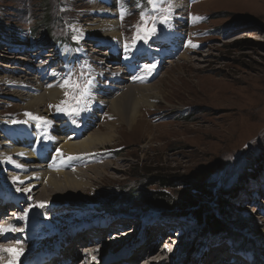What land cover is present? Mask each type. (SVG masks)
<instances>
[{"label": "rangeland", "instance_id": "rangeland-1", "mask_svg": "<svg viewBox=\"0 0 264 264\" xmlns=\"http://www.w3.org/2000/svg\"><path fill=\"white\" fill-rule=\"evenodd\" d=\"M50 1V10L60 15L51 25L52 32L55 36L68 33L64 36L66 43H54L58 45L56 50L50 48L52 43L41 42L45 38L44 30L36 26L46 11L40 5L42 0H0V78L7 81L12 78V84L0 81V136L10 140L11 131L37 129L34 148L41 153V163L46 167L40 164L41 168L56 171L55 166L61 161L59 170L80 169L78 179L85 185L58 192L47 185L44 195L37 191L44 182L38 184L32 194L23 189V180L22 184L7 174L11 167L19 172L15 165L12 166L7 158L0 159V177L6 176L9 182L4 185L0 181V196L8 198L6 200L21 198L24 203V210L14 222L30 233L22 235L20 241L42 248L52 245L50 242L63 229H81L94 222L102 213L95 210L100 204L111 211L100 217L103 223L118 221L101 233L90 234L107 238L115 231L127 228L133 219L123 222L121 216L126 213L118 211L128 210L135 219L138 218L137 222L133 221L131 230L134 231L135 225L138 230L143 224L151 226L146 230L147 233L150 231L151 237L157 230L169 234L170 237L165 239L171 238V244L165 239L162 242V236H156L157 244L147 253H163L158 244L163 243L161 247L167 242L168 250L175 252L168 258L164 254L163 264L210 261L214 264L222 257V262L237 257L245 264H256L252 258L257 252V264H264V0H158L156 7L148 5L147 0H114V4L113 0ZM169 4L172 5L170 11ZM121 8L126 10L123 18ZM141 11L149 21L148 27H153L151 20L156 19L155 33H144ZM165 16L169 17L167 22L161 23ZM112 20L119 38L105 39L104 28L88 29L94 26L92 24L111 27ZM138 25L141 26L139 29ZM30 27L35 28L34 35L29 34ZM118 42L121 53L117 59H110L116 49L113 43ZM172 45L178 49H172ZM40 50H47V55L31 57ZM170 58H173L172 64L167 62ZM103 59L110 68L102 64ZM39 64L46 69L30 72L27 68L28 65L38 70ZM99 65L107 70L103 75ZM118 65L121 74L116 80L110 76L115 74L117 70L113 68ZM146 65L155 67L149 71ZM63 71L66 78L71 72L72 79L81 85L89 79L95 80L97 92L91 88V95L84 98L81 105L84 111L78 116L57 111L55 106L65 100L64 89L56 101L46 95L39 110L24 108L23 99L27 96L35 99L36 94L57 86L51 82L61 84ZM86 71H90L92 77ZM41 75L44 82L39 79ZM20 76L29 84L17 81ZM50 77L54 79L49 80ZM144 82L152 84L151 89L157 94L150 96L152 104H140L136 116L138 122L132 130L108 102H101V107L92 103L95 92L105 93L102 89L112 99L125 90L126 84L131 87ZM34 85L41 86L42 90L34 89ZM92 105L97 109H92ZM92 112L96 113L93 117L90 116ZM28 113L49 123L84 126V136L97 129L116 136L96 151L68 153L55 148L48 153L49 128L43 121L30 119ZM87 123H91L90 126ZM60 130H63L61 135H69L66 124L61 125ZM3 138L0 141L4 142ZM0 150H4L1 145ZM14 157L16 155L10 158ZM254 165V169H259L257 172L251 169ZM247 171L255 175L250 180ZM33 172L25 170L26 174ZM160 177L179 182L166 188L170 195L191 196L200 204L204 218L211 215L222 220L223 228L212 229L203 225V221L198 224L189 220L190 217L180 218L158 207L149 198L120 204L124 192L132 187L157 192ZM10 183L32 198L12 189ZM231 191L234 192L226 202L219 201V193ZM40 204L44 206L40 207ZM85 205L88 208H84ZM132 213L126 214L125 219ZM177 233H180L178 239ZM232 235L243 239V243L230 244ZM132 236L125 241H132L130 249L143 242L139 232ZM7 243L4 242L2 247H7ZM85 244L89 243H82ZM235 244L240 248L235 249ZM78 247L76 245L75 249ZM115 247L107 244L97 249L95 255L100 254L94 264L100 263L103 256L117 252ZM149 248L147 245L140 253ZM25 251L24 258H29L40 249L30 250L25 244ZM7 253H1L0 257L10 256ZM142 260L143 257H139L131 264Z\"/></svg>", "mask_w": 264, "mask_h": 264}, {"label": "bare ground", "instance_id": "bare-ground-1", "mask_svg": "<svg viewBox=\"0 0 264 264\" xmlns=\"http://www.w3.org/2000/svg\"><path fill=\"white\" fill-rule=\"evenodd\" d=\"M112 4H114V0H113ZM112 4H111V8L113 7ZM175 7H177V6H175ZM107 14H109V13L107 12ZM110 14H112L111 11H110ZM92 25H94V26H91L88 29L96 31L97 29L104 28L103 32L106 33L105 39H109L110 37H114V36L116 38H119V35L116 32V29H114L115 28V21H113V20L111 22V27H108L107 25L105 26L102 24H99V25L92 24ZM106 27H108V28H106ZM172 35L175 36V32ZM176 36H178V34ZM115 42H116V40H115ZM113 44H115L116 49L113 48L115 53L113 56H110V59H114V58L117 59L121 53V45L119 42L113 43ZM42 47H44V46H42ZM52 48H53V50H56L58 47L55 45H52L51 49ZM171 48L172 49H178L175 47V45H172ZM93 51L96 53V49ZM8 53H9V51H8ZM40 54L41 55H44V54L47 55V50L37 51L36 54L34 56H31V57L34 58L37 55L40 56ZM101 54L104 55V52H102ZM99 60H101V59H99ZM165 60H167V59H165ZM107 62H108V59H107ZM167 62H171V64H172V62H174L173 58H170ZM105 63H106L105 59H103L102 64L107 66V64H105ZM93 64H95V63H93ZM99 67L101 68L100 73L103 75L104 71H107V70H105L102 65H99ZM107 67H109V66H107ZM13 68H15V67H13ZM27 68L30 72L31 71L40 72L41 70L46 69V67L44 65H41V64H39L38 70H33L32 66H28V65H27ZM102 68L104 69L103 71H102ZM10 69H12V68H10ZM113 69H116V70L119 69L120 70V66L118 65V66L114 67ZM119 70L114 71L115 74H113V71L109 70L108 72L113 74L110 77H112L113 79H116L117 77H119L121 74V73H119ZM86 73H88L92 77V73L90 71H86ZM88 74H87V78H88ZM21 78L22 77L20 76V79L19 80L16 79V80L20 81L21 83L29 84L25 79L22 78L23 79L22 80ZM65 78H66V72L63 71L62 77L60 79H62V81H63ZM7 79H9V78H7ZM13 79H15V77ZM39 79L42 82H44V78L42 75L39 76ZM50 79H54V78L50 77L49 80ZM116 80H118V78ZM0 81L4 82V83L6 82L9 84H12V78L7 81L6 78L2 77V78H0ZM118 82H120V81H118ZM13 84H15V83H13ZM56 84H57L56 87H54L48 91L46 90L47 92H44V93L41 92L43 94H36V96H34L35 99H29V96L24 98L23 99L24 104H25L24 108H26V109L34 108V110L41 109L40 107H41L43 101L45 100L46 95H48V97H50L49 99H51L52 101H56L58 99V97L61 95V92L63 91V89L61 87H59V85H60L59 82H54V81L51 82V85H56ZM151 85L152 84L144 82L143 85L142 84H140V85L134 84V86L131 85V87H127V84H126L125 90L119 96H117L116 98H112V99H109V97H107L106 91L104 89H102V90L105 93H103L101 91V92H99V94H96L97 91H96L95 87H92L96 91L95 92V98L93 99L92 103H94V105L100 106V104H102L101 102H104V103L108 102L109 106H111L113 108V110L117 111L118 116L121 119V121L124 122V124L128 125L130 127V129L132 130L138 122V120H136V116H137L138 107L140 106V104H146V105L152 104V103H150V98L152 96L153 97L155 96L153 94H157V92H155V91H153V89H151L152 88ZM34 87H35L34 89H38V88L41 89V86H39V85L38 86L34 85ZM22 88H23V86H22ZM17 89H20V88H17ZM122 89H123V87H122ZM33 94L34 93H32V95ZM92 95H93V93H92ZM93 97L94 96H92V98ZM140 101H141V103H139ZM48 105H50V104H48ZM94 108L97 109L96 107L93 106L92 109H94ZM95 114L96 113L92 112L90 114V116L93 117V116H95ZM139 116H140V112H139ZM232 123L236 124L235 121H233ZM45 124L49 128L48 129L49 145H47V148H46V151L48 153H51V151H54L55 148H60V149L62 148V149H64V152L66 151L68 153L96 151L100 147H102L104 144L109 143L112 140V138L116 136V134H114L113 136H112V134H104V133L100 132L99 129L91 130L90 132L88 131L87 135L84 136V134H86L84 126L73 128V125H71V123L69 124L67 122L45 123ZM51 124H54L55 127ZM63 124H66V126H67V129L69 132L68 136L61 135V133H63V130H60V129H61V125H63ZM90 124L91 123H87L86 125L90 126ZM37 134H38L37 129L35 131H27V132H22V131L12 132L11 131L10 136H9L10 140H7L6 138L1 137V136H3L1 134L0 139L3 138L5 141L4 142L0 141V145L4 149V150H0V159H6L7 158V161H10V164L12 162V164H13L12 166L15 165V168H17L19 170V172H16V171H14V169L11 170V168H13V167H11V168H8V170L10 172H8L7 174L12 175L11 177H16L17 180H20V182L23 180V183H24V184L22 183L23 189L29 190L31 193L34 191V189H36V187H38L37 186L38 184H42L44 182H45L44 183L45 185L43 187H41L40 190H37L38 192H41V193L44 192V195H46L45 186H47V185H51L52 186L51 189L53 191H57V192L62 191V189H72V190L79 189L80 186L84 184V182H82L78 179V178H80V176H79V173L81 172L80 169L72 168V169H70V171H67V172L61 171V170H59L60 164L63 163L61 161L57 162V165L55 166L56 171L50 172V171H46V170L41 168V165L44 168H46V167H45L44 163H41V159H40L41 153L37 150V148L36 149L34 148V139L36 138ZM14 155H16V157L11 159L10 157H13ZM35 159H37L39 161H36ZM70 167H72V166L70 165ZM25 170L26 171L34 170L35 172L26 174ZM0 178H1L0 181L5 185V183L7 181L6 176L1 175ZM8 178H10V177H8ZM32 178H34V180ZM7 183H9V182L7 181ZM10 184L13 185L12 189L20 191V193L23 194V196H25V197L32 198L31 196L25 195V193L15 184H12V183H10ZM33 185H34V187H32ZM15 187H18V188L15 189ZM35 192L36 191H34L33 193H35ZM0 195H2V194L0 193ZM1 206H2V203H0V207ZM11 210H13V209H11ZM3 212H4V209H0V216L2 217V219L10 220L9 212L4 213V215H2ZM119 213L120 214H123V213H126V214L129 213L130 214L132 212H129L128 210H126L124 212L119 211ZM6 216H8V217L6 218ZM102 216H107L106 212L101 213L100 215L96 216L95 220H93V221H96L97 219L100 220V217H102ZM133 216L134 215L132 213L130 215V218L129 217H127V219L122 218V220L125 223H127L126 221L129 219H133L134 222H137L138 218L136 217V219H135V217H133ZM117 221L118 220L116 219L113 222L110 221L107 224H100L99 226L102 229H106V228L109 229L110 226H113L114 224H116ZM133 221H131V223L127 225V228H125L123 230L119 229V230H117V232L115 231L113 234H111V236H109L107 238H104V235L100 236V238L105 239V241H103L102 243H98L97 244V245H99L98 248H102V247L106 246L107 244L112 245V246L115 245L117 252H111L110 255L103 256L101 258V262L100 263L97 262V264H131V261H135V260L139 259V257H143V260L141 262L136 263V264H163V262L165 261L164 254L167 258L169 257V255L172 254V253L169 254L167 252V249H166L167 242H166L164 245H161V247H160V244H163V243L158 244L160 251L163 250V251H161L163 253H153V254L147 255V253H149L150 251L153 250L154 244H157V240H155L156 236H162V238H163L162 242H164V239L166 237H168L169 234L163 233V232L159 233L157 230V231H155V236L151 237L150 231H148V233L146 232V230H148L151 226H145V225L142 226V229H141L142 233H143V235H142L143 236V242L141 244H138L137 246H135L133 249H130L131 244L129 245V243L130 242L132 243V241H128V242H125V241H126V239H130V237L132 235H134L135 232H137V230H134V231L131 230V228L134 224ZM93 225H94V223L92 224V227L94 229V231H93L94 234H96V233L98 234V233H101L103 231V230H100L98 228H95ZM143 227H145V228H143ZM152 228H154V225ZM0 229H8L7 231H0V254L4 253V252H8L10 254V256H8V257H0V260L2 261V262H0V264H48L49 260L52 258V256H53V258L56 257V255H53V254L60 247H61L60 250L63 249V251H61V253H60L61 258L59 259V261H57V262L54 261V263H56V264H94V261L96 259H98V257H99V255L84 257L81 254V252H76L75 246L78 245V246H83V247H80L81 251H89L90 253H93L92 250L96 246L95 243H93V242L95 239H100V238H98L97 236H94L92 234H90L92 236L88 235L87 238H83V232L78 234V232L76 233L75 229L67 228L65 230L60 231V234L54 237V239H53L54 241L50 242L52 245L48 244V245H46L45 248H42L39 246H34L32 243L21 242L20 237L26 233H30V230L24 229L23 227L20 226L19 223H16V222L6 223V222L0 221ZM69 229H70V231L68 232ZM118 231H120V232H118ZM130 233H132V234H130ZM139 235H140V233H139ZM148 236H150V238H148ZM75 238H76V240H75ZM83 239H85V241ZM168 239L169 240L165 239V241L171 240V238H168ZM89 241L91 243L85 244V246L82 245V243H85V242L88 243ZM2 242L3 243L8 242L7 243L8 246L2 247L3 245L5 246V244H3ZM77 242H78V244H77ZM9 243L10 244L13 243V244L9 245ZM171 243L172 242L170 241V244ZM25 244H27V246L30 250L39 248L40 251L38 253L33 254L29 258H24V256L26 255ZM63 244H64V246L62 248ZM69 244H70V246H69ZM147 245L150 247L148 249V251L144 250L142 253H140V250L142 248H146ZM121 253H126V255L123 257H117L116 258V255L117 254L119 255ZM136 253H138V255ZM107 254H108V252H107ZM112 256H114V257L108 259V261H107V258L112 257ZM92 257H94V258L92 259ZM222 258H220L215 263L214 262L213 263L218 264V262H219V264H237V263L240 264L242 262L237 257H232L233 259L230 258L231 260H233L234 263H232V262L227 263L228 262L227 260H225V261L223 260V262H222V261H220ZM85 259H87V260H85ZM211 263H212V261H210L209 263L205 262L204 264H211ZM172 264H174V263L172 262Z\"/></svg>", "mask_w": 264, "mask_h": 264}, {"label": "trees", "instance_id": "trees-1", "mask_svg": "<svg viewBox=\"0 0 264 264\" xmlns=\"http://www.w3.org/2000/svg\"><path fill=\"white\" fill-rule=\"evenodd\" d=\"M50 0H42L41 2V7H45L46 11H45V15L44 17H41V19L39 20V23H37L38 25H36L38 28L42 27L44 30V37L43 41H41L42 43H48L51 45H54V43H66V39H65V35L67 36V32L63 35V36H55V34L52 32L53 28H52V23L53 21H58V14L56 13L55 10H50L51 5ZM50 10V11H49ZM53 13V14H52ZM61 22V21H60ZM30 35H34L35 34V28L30 27ZM69 38V36H68ZM41 40V39H40ZM40 42V43H41ZM188 116V115H187ZM186 116V117H187ZM259 163V162H258ZM256 168V165L252 166L251 169H253L252 171L257 172L259 169H254ZM249 171H247L248 173ZM251 172V171H250ZM246 173V174H247ZM255 175H251L250 173H248V180H250L252 177H254ZM157 183L160 185L159 190L157 192H150L147 190H143L141 187H132L128 190H126V192H124V194L122 195L123 198L122 199V205H124L125 203H129L133 200H142V199H148L151 200L153 203L157 204L158 207H163L165 211L167 212H172L176 215H178L180 218H189V220H193L195 223L201 224V222L203 221L205 226L211 227L212 229H222L224 223L222 222V220L220 221L219 219H217L216 217H213L211 215L208 216V218H204V215L201 214V208H200V204L198 202H196L194 199H192L191 196H187V195H183V194H179L176 196H172L170 195L169 191L166 190V188L168 186H174L177 185L179 182H173L172 180H170L167 177H160V180L157 181ZM219 191V190H217ZM234 191H231V193H226V194H221L219 193V197L220 200L219 201H224L226 202L229 198L230 195L233 193ZM178 194V193H177ZM142 198V199H140ZM218 198V197H217ZM218 201V202H219ZM218 205V203H217ZM216 205V206H217ZM223 205V203H222ZM87 205L84 206V208H88L86 207ZM102 206V204H101ZM225 206V204L223 205V207ZM98 208L99 209H95L99 212H111L108 208L109 207H100V204H98ZM196 208V209H195ZM100 209H103V211H100ZM148 210V209H146ZM124 212V210H122ZM126 211V210H125ZM119 212V211H118ZM144 213V212H142ZM115 214V213H113ZM179 218V219H180ZM217 236V235H216ZM233 239L231 242H239L241 245L243 242V239L232 235ZM260 247V245H259ZM240 248L238 245L235 244V249ZM258 253V252H257ZM254 254L253 258H252V262L256 263L258 262V254Z\"/></svg>", "mask_w": 264, "mask_h": 264}, {"label": "snow or ice", "instance_id": "snow-or-ice-1", "mask_svg": "<svg viewBox=\"0 0 264 264\" xmlns=\"http://www.w3.org/2000/svg\"><path fill=\"white\" fill-rule=\"evenodd\" d=\"M148 5L152 7H156L158 0H147ZM139 7V4L137 5ZM172 5L169 4L168 11L171 10ZM126 14V10L124 8H121V18ZM168 16H165L160 22L166 23L168 20ZM198 19V18H195ZM140 21L143 26V31L146 35L155 33L156 29L154 27L156 23V19L153 17L151 20V23L153 24V27H148L149 21L147 20L145 13L141 11L140 13ZM138 29L141 27L140 25L137 26ZM127 50V46H126ZM155 65L148 66L146 65L145 68L149 71L151 68H154ZM95 86V80L89 79L86 83L81 85L79 81H74L72 79V73L69 72L68 77L65 78L62 83L59 85L62 89H65L64 96L65 100H62L60 105H56L57 111L63 112L65 115L70 116H78L81 111H84L85 109L81 107L84 98L89 95L91 92V88ZM30 117L32 120L36 121H43V118L33 116L31 113L26 114ZM44 123H49L47 121H43ZM59 151V150H58ZM13 180L16 181L17 178L13 177ZM22 183V181H21ZM40 207H43V204L39 205ZM8 229H0V231H7Z\"/></svg>", "mask_w": 264, "mask_h": 264}, {"label": "water", "instance_id": "water-1", "mask_svg": "<svg viewBox=\"0 0 264 264\" xmlns=\"http://www.w3.org/2000/svg\"><path fill=\"white\" fill-rule=\"evenodd\" d=\"M196 209V208H195Z\"/></svg>", "mask_w": 264, "mask_h": 264}]
</instances>
